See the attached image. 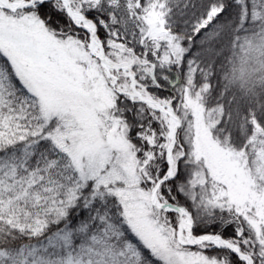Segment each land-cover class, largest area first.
<instances>
[{"label": "snow or ice", "instance_id": "obj_1", "mask_svg": "<svg viewBox=\"0 0 264 264\" xmlns=\"http://www.w3.org/2000/svg\"><path fill=\"white\" fill-rule=\"evenodd\" d=\"M0 264H264V0H0Z\"/></svg>", "mask_w": 264, "mask_h": 264}]
</instances>
